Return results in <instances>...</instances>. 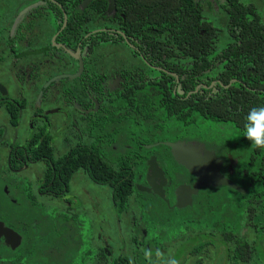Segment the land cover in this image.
<instances>
[{
	"label": "flooded vegetation",
	"instance_id": "af4514ba",
	"mask_svg": "<svg viewBox=\"0 0 264 264\" xmlns=\"http://www.w3.org/2000/svg\"><path fill=\"white\" fill-rule=\"evenodd\" d=\"M17 1L15 9H2L5 14H0V26H3L0 30V264H119L121 261L163 264L157 252L165 259L174 256L180 264H264V153L253 148L252 154L242 158L237 152L232 156L225 143L208 141L196 133L199 127L231 125L237 128L230 120H207L205 117L186 131L183 123L180 125L171 117L166 130L172 131L165 132L164 141H154L161 139V131L155 125L151 126L155 127L151 134L147 135L145 129L148 114L151 118L152 113H159L161 118L163 112L177 110L168 104L169 93L186 100L201 90L200 95H206V99H217L221 93L217 87L228 90L234 82L242 83L231 79L223 85L224 75L214 74L187 91L192 86L190 72L182 70L180 74L177 68L181 64L188 65L189 59L179 58L173 52L164 53L161 46L154 49L152 57L147 52L143 34L136 39L114 28L119 18L125 21L122 14L116 15V7L110 14L107 9L105 11L110 17V29L103 26L89 30L71 52L59 38L66 28L64 22L67 25L63 9L60 8L62 25L55 30L51 24L55 12L40 9L45 2ZM208 1L210 6L205 10L216 15L214 22L206 17L205 21L225 30V10L214 1ZM252 3L263 18L264 4L260 0ZM211 5L213 9H209ZM84 10L80 7L81 12ZM96 22L97 19L90 22L92 28L100 23ZM22 23L23 28H19ZM143 29L141 25V31ZM101 32L121 34L123 43L115 44L110 40L100 46L94 42L88 56V47L83 48V42ZM108 48L110 58L104 54ZM65 49L78 55L82 73L73 79L50 82L59 76L78 73L79 60ZM261 61L260 55H256L250 90L254 93V105L264 103ZM89 68L90 72L85 74ZM147 68L154 72L148 73ZM100 85L101 93L110 103V160L116 157L115 153L128 150L133 171L128 168L123 174L136 175L133 187L137 193L159 201L163 208L159 221L143 202L138 206L136 200H132V204L130 200L125 207L119 208L111 200L116 214L112 234L121 239L120 248L110 249L117 254L115 256L94 248L92 232L83 237V227L77 223L76 216H69L71 222L62 223L59 230L48 227L50 220H56L71 208V198L77 205L78 198H82L81 194H70L79 172L96 185L84 169L64 180L60 175L73 150L89 147L93 150V139L88 134L91 119L100 110ZM239 102L238 98V111L241 110ZM211 109L217 110L216 105ZM122 125L115 138L116 127ZM146 135L152 139L148 145L144 143ZM235 135L243 142L237 130ZM167 143L190 145L194 153L201 155V148L214 154L220 161L219 174L243 192L226 186H209L191 193L197 179L174 161ZM142 147L147 152H143ZM143 156H147L144 166L135 163ZM161 158L168 161L171 168L164 169L159 162ZM150 159H154L163 175V179L156 178L153 184L156 194L146 182ZM246 165L258 180L249 183L245 179L248 175ZM98 187H108L111 196L109 186ZM48 211L54 216L48 215ZM163 222L180 228L169 241L160 237L161 229L165 228L161 225ZM125 238H131L132 250L126 248ZM84 242L87 246L82 248ZM148 242L151 248L144 246ZM181 246L184 250L178 256L175 250ZM146 251L150 253L148 257Z\"/></svg>",
	"mask_w": 264,
	"mask_h": 264
},
{
	"label": "trees",
	"instance_id": "16d2710c",
	"mask_svg": "<svg viewBox=\"0 0 264 264\" xmlns=\"http://www.w3.org/2000/svg\"><path fill=\"white\" fill-rule=\"evenodd\" d=\"M42 1L45 2V6L40 9L48 8L56 14L51 23L55 30L60 29L63 22L60 8L66 13L67 25L59 38L71 52L77 47V43L89 33V30L100 29L103 26L110 29V17H107L105 13L108 7L107 0L94 1L83 12L80 11V4L84 0H53L55 4L49 0ZM212 1L219 8H223L227 14L225 30L215 28L205 21L207 16L205 9L206 6H210L208 0H115L116 15L122 14L125 19L123 21L119 18L114 27L121 34H130L136 39L143 34L147 41V52H150L152 57L155 56L154 49L161 46L164 53L173 52L179 58L189 59L188 65L181 64L177 68L180 74L182 70L190 72L189 82L192 86L187 91L193 90L197 83L214 74L224 75L223 85H227L231 79L242 83L234 82L228 90L217 87L216 89L221 91L217 99H206V95H200L201 90L186 100L173 97L169 93L168 104L177 107V110L168 112V114L163 112L161 118L159 113H152L151 118L148 117L149 114L147 116L145 128L147 135L151 134L155 127L161 131V139L156 138L154 141H164L165 132L172 131L166 130L167 121L171 117L180 125L183 123L184 127H187L186 131L190 130L197 121L202 120L201 118L207 117V120H230L237 125L235 130L243 136V141L250 144V141L244 137L245 117L250 108L264 106V103L254 105V93L250 91L253 88L256 55H260L264 66V17L262 18L256 11L252 3L255 0ZM21 2H26V0H21ZM260 2L264 4V0ZM17 3L19 1L16 2V7ZM50 18L53 17L50 15ZM96 19L100 23L92 28L90 22ZM23 25L22 23L19 28H23ZM141 25L144 27L143 31H141ZM121 34L110 35V32H101L92 35L83 42V48L88 47L87 55L90 56L91 45L94 42L100 46L104 45L103 43H110V40L115 44L123 43ZM89 72L90 68L86 69L85 74ZM147 72L153 73L154 71L147 68ZM208 72H210L209 75ZM262 74L264 79V68ZM101 88L100 85V96L98 97L100 110L97 116L91 119V130L88 134L93 139V144H91L93 150L90 147L73 150L68 155L67 163L64 164L60 176L62 180L68 179L72 174L84 169L94 184L111 188L112 203L120 208L125 207L135 193L137 195L139 193L133 187L136 175L123 174V170L128 168L133 171V166H130L132 160L129 159V151L125 149L123 153H115L116 157L110 160V103H107V96L101 93ZM238 98L240 99V111L237 110L238 105H236ZM212 105H216L217 110H212ZM152 125L155 127L152 128ZM122 127L123 125L116 127L115 138H118L117 132ZM180 129L177 130L181 131ZM147 135L146 142H144L146 145L152 140ZM251 147L254 148L252 145ZM252 149L250 154L253 153ZM256 150L264 153V149ZM142 151L147 152L143 147ZM229 153L234 156L232 150ZM146 157L143 156L135 163H142L144 166ZM245 168L248 171L245 179L249 183L253 179L258 180L257 177L252 176L251 168L247 165ZM119 264L128 263L121 261Z\"/></svg>",
	"mask_w": 264,
	"mask_h": 264
},
{
	"label": "rangeland",
	"instance_id": "374dc122",
	"mask_svg": "<svg viewBox=\"0 0 264 264\" xmlns=\"http://www.w3.org/2000/svg\"><path fill=\"white\" fill-rule=\"evenodd\" d=\"M17 0H0V14H5L2 9H10L13 10L16 8ZM209 9H213V6ZM2 10V11H1ZM205 13L207 14L206 18L210 19V21H215V13L210 14L206 10ZM3 29V26H0V30ZM117 51V48H115ZM106 58H110V48H108L104 52ZM196 130V129H195ZM236 130L231 125H218L213 128L209 127H199L196 130L197 134L204 136L205 139L208 141H217L225 143L226 146H229L234 153H238L239 156L242 158L245 155H249L252 149L251 144L242 142L239 136L235 135ZM57 137H55L56 141ZM236 144L234 147L233 144ZM59 142L56 141V146H58V150L61 149V146L58 145ZM237 149V151L235 150ZM248 158V157H247ZM160 164L164 167V169L168 166L171 168L170 163L165 161V159L159 160ZM245 164V163H244ZM243 165V164H242ZM241 165V166H242ZM76 194L77 196L82 195V198H78V205L74 202V198H71L69 204L71 208L66 209V214H60L57 216L56 220H50L49 217L47 220L48 227L50 230H59L61 228L62 223L64 222H71L69 216H76L77 223L81 224L83 227L82 233L83 237L87 236V233H93V245L94 248L97 249H104V251H111V247L114 249L121 247V239L118 238L117 235L112 234V230L114 229V224L116 220V214L113 210L112 203H111V196H110V189L108 187H98L96 185L91 184L85 176L81 172L78 173L77 177L72 182V189H70V194ZM142 196V197H141ZM142 199H141V198ZM130 204H132V200H136V204L141 206V202L146 204L149 210L153 211V215L159 221L162 220V213L163 208L159 201L153 200L151 197L146 195H133L130 199ZM130 207V205L128 206ZM156 209V210H155ZM160 210L158 213L157 210ZM49 212V211H48ZM157 213V214H156ZM48 215H53L54 213L51 211ZM155 222V221H154ZM165 228L161 229L160 237H165V240H168L172 234L176 233L177 228L180 229L178 226H173L172 224L164 225V222L161 224ZM122 233H124V228L122 227ZM261 235V234H260ZM159 237V238H160ZM111 238V239H110ZM159 240V239H157ZM169 241V240H168ZM126 248L132 250L133 243L130 238H125ZM82 248L87 246L86 242L82 244ZM146 248H151L152 244L147 243L144 244ZM184 246V245H183ZM186 247V246H185ZM182 250L184 247H179L175 250L177 255L182 254ZM113 256L117 255L115 253L110 252ZM121 255H126L121 253ZM128 257V256H126ZM181 262V261H180Z\"/></svg>",
	"mask_w": 264,
	"mask_h": 264
},
{
	"label": "water",
	"instance_id": "95a60500",
	"mask_svg": "<svg viewBox=\"0 0 264 264\" xmlns=\"http://www.w3.org/2000/svg\"><path fill=\"white\" fill-rule=\"evenodd\" d=\"M53 2V0H49ZM96 0H84L80 7L81 9H85L90 3ZM108 7L107 13L110 14L115 10V1L114 0H107ZM66 23L64 22V26ZM65 51L72 57L79 60V70L76 75L73 76H59L52 79L50 82H56L60 79H73L78 77L82 73V63L77 54H71L69 51L65 49ZM47 84V86L50 84ZM170 148L171 155L174 161L186 169L191 175H193L197 179V183L194 185L193 190L191 193L195 194L199 189L209 186H226L230 189L242 191L236 185L231 183L229 180L225 179L219 174L220 168V161L216 159L214 154L206 152L204 149H200L203 153H194L192 147L190 145L184 146L183 144H165ZM147 175H146V182L150 186L151 190L156 194L155 186V179L159 178L160 180L163 179L162 171L158 168L154 159H150L147 162ZM243 192V191H242Z\"/></svg>",
	"mask_w": 264,
	"mask_h": 264
},
{
	"label": "clouds",
	"instance_id": "9594fccd",
	"mask_svg": "<svg viewBox=\"0 0 264 264\" xmlns=\"http://www.w3.org/2000/svg\"><path fill=\"white\" fill-rule=\"evenodd\" d=\"M244 137L256 149H264V106L250 108L245 117ZM150 253L145 252L148 257ZM157 257L163 259V264H180L174 256L163 258V254L157 252Z\"/></svg>",
	"mask_w": 264,
	"mask_h": 264
}]
</instances>
